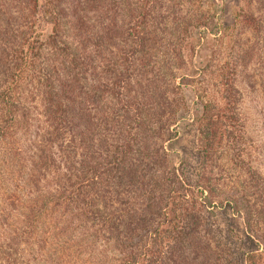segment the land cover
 I'll return each instance as SVG.
<instances>
[{"label":"trees","instance_id":"16d2710c","mask_svg":"<svg viewBox=\"0 0 264 264\" xmlns=\"http://www.w3.org/2000/svg\"><path fill=\"white\" fill-rule=\"evenodd\" d=\"M218 8L0 0V264H264V0Z\"/></svg>","mask_w":264,"mask_h":264},{"label":"rangeland","instance_id":"374dc122","mask_svg":"<svg viewBox=\"0 0 264 264\" xmlns=\"http://www.w3.org/2000/svg\"><path fill=\"white\" fill-rule=\"evenodd\" d=\"M236 0H215L216 4L219 6L218 11H226L227 7L233 4ZM226 19V18H223ZM215 64H223L226 61V58L223 55L216 54ZM258 98V99H256ZM254 99V100H253ZM253 100V101H252ZM264 97L255 96L253 94L247 95L244 100V109L248 114V129L251 136V140L255 141L259 149H261V154L264 155V133L261 131V121L264 117ZM261 167L264 171V164H261Z\"/></svg>","mask_w":264,"mask_h":264}]
</instances>
